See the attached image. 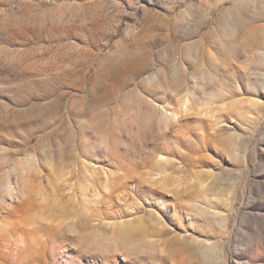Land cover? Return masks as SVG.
<instances>
[{"label": "rangeland", "instance_id": "374dc122", "mask_svg": "<svg viewBox=\"0 0 264 264\" xmlns=\"http://www.w3.org/2000/svg\"><path fill=\"white\" fill-rule=\"evenodd\" d=\"M0 264H264V0H0Z\"/></svg>", "mask_w": 264, "mask_h": 264}, {"label": "bare ground", "instance_id": "6f19581e", "mask_svg": "<svg viewBox=\"0 0 264 264\" xmlns=\"http://www.w3.org/2000/svg\"><path fill=\"white\" fill-rule=\"evenodd\" d=\"M189 103V100L187 99V100H184V103H183V105H182V107H183V111L184 112H187L189 109H188V107H186V105ZM222 106H224L225 107V105H223L222 104ZM224 107H222V108H219V107H216V109H221V110H223L224 109ZM228 109H231V110H229L228 112H234V113H236V114H239V110H238V108L237 107H235V106H230ZM226 111H227V108L225 109ZM219 111V110H218ZM166 110H165V116H164V118L163 119H161V121L162 122H164L165 124H168V122L170 121V120H175L176 119V116H177V114L176 113H173V112H169V114H166ZM221 112V111H220ZM235 116V115H234ZM240 117V116H239ZM217 118L218 117H216V121H218L217 120ZM221 120V119H220ZM219 122V121H218ZM216 123V122H215ZM220 123V122H219ZM218 123V124H219ZM217 124V125H218ZM216 126V125H215ZM10 193V192H9ZM213 214V213H212ZM215 214V213H214ZM191 222V221H190ZM107 225V228L108 227H110V226H112L111 224H106ZM127 225H130V223H127ZM134 228V226L132 227V226H129L127 229H126V232L127 233H131L132 232V229ZM134 234H137L138 232H133ZM130 235V234H129ZM114 237V236H113ZM205 242V243H204ZM203 243L202 242H196L198 245H202L203 247H205V248H208V247H210V245H208L207 243H206V241H204ZM204 244V245H203Z\"/></svg>", "mask_w": 264, "mask_h": 264}]
</instances>
